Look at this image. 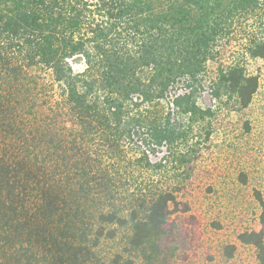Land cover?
<instances>
[{
	"label": "trees",
	"instance_id": "16d2710c",
	"mask_svg": "<svg viewBox=\"0 0 264 264\" xmlns=\"http://www.w3.org/2000/svg\"><path fill=\"white\" fill-rule=\"evenodd\" d=\"M263 7L264 0H0V264H11L19 248L15 264L19 254L22 264H79L72 250L92 253L121 229L129 232L125 252L154 264L182 190L162 186L161 149L178 150L193 124L212 116L199 104L207 91L242 109L251 104L259 80L239 60L221 64L214 82L207 74L221 44ZM246 27L247 55L264 61V29ZM74 60L85 68L76 71ZM144 174L150 181L139 192L124 188ZM27 228L31 245L20 238ZM239 240L264 264L262 232ZM110 259L134 264L121 252Z\"/></svg>",
	"mask_w": 264,
	"mask_h": 264
},
{
	"label": "rangeland",
	"instance_id": "374dc122",
	"mask_svg": "<svg viewBox=\"0 0 264 264\" xmlns=\"http://www.w3.org/2000/svg\"><path fill=\"white\" fill-rule=\"evenodd\" d=\"M262 22L264 7L256 17L248 19L243 26L240 24L238 38L221 44L220 57L209 63L207 74V80L214 82L221 64L239 60L247 74L259 80L251 104L242 109L235 99L215 100L207 91L199 97V104L203 109L210 108L212 116L193 124L186 144L183 142L178 150L166 146L161 149L160 157L166 159L165 171L168 170L162 186H181L182 190L177 193L179 207L176 210L172 207L174 211L165 225V234L157 244L154 264H260L256 248L243 244L239 236L256 231L264 237L260 220L261 201L264 203V61L247 55L245 44L249 41L244 29L247 26L246 29L255 33L263 32ZM71 64L76 71L85 68L81 60ZM187 126L185 119L184 129ZM148 179L149 175L144 174L135 182L132 179L133 184H124V188L136 194ZM30 232L27 228L21 235L22 244L31 245ZM128 234V229H121L117 239L104 241L92 253L83 254L79 247L70 256L77 255L79 264H110L111 256L121 252L134 264H143L142 253L125 252L129 246ZM72 239L76 247L84 243L81 235ZM35 244L32 246L37 247ZM231 246L235 247L233 257L228 256ZM21 249H11L6 263L15 264L17 259L13 260L11 255Z\"/></svg>",
	"mask_w": 264,
	"mask_h": 264
}]
</instances>
